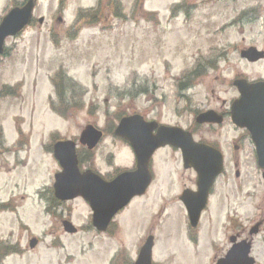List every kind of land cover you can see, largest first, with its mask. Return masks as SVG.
I'll return each instance as SVG.
<instances>
[{"label":"rangeland","instance_id":"1","mask_svg":"<svg viewBox=\"0 0 264 264\" xmlns=\"http://www.w3.org/2000/svg\"><path fill=\"white\" fill-rule=\"evenodd\" d=\"M10 1L0 0V21ZM136 1L120 0L117 10L99 11L98 0H40L33 25L6 41L0 89L7 85L15 94L0 100V131L12 143L21 129L25 135L21 143L28 139L29 146H23L18 158L13 146V165L0 161V203L13 210L0 213V243L27 249L24 256L12 255L4 264H124L122 256L133 264L151 234L154 264H212L204 220L218 217L220 223L228 210L251 217L253 207L263 200V192H252L250 186L261 182L252 157L226 147L234 136L232 129H199L194 118L218 109L222 101L229 105L237 99L232 85L236 79L264 80V61L250 65L239 57L244 48L264 50V0H144L141 7ZM183 1L195 9L188 17L171 18L172 7ZM247 15L246 23L238 22ZM40 17L42 25L37 22ZM199 62L205 70L189 81L191 88L178 91L176 82ZM57 73L70 79L65 82L63 102L56 97L52 104L66 116L61 118L70 115L64 121L50 109ZM70 104L79 110L74 113ZM136 114L146 121L196 132V139L223 133L220 142L227 174L219 179L212 207L203 215V235L196 245L189 243L184 211L174 202L192 176L183 172L179 154L169 149L154 155L152 185L144 197L124 209L107 234L86 231L89 211L82 201L65 203L51 215L47 203L38 199L59 170L44 155L45 148L57 138L77 142L87 125L110 136L96 152L101 169L110 171L107 165L113 164L117 171L131 170L134 161L125 149L128 146L114 142L111 131L119 118ZM51 135L55 136L51 139ZM236 161L239 179L234 176ZM64 218L84 231L65 235L60 225ZM215 223L212 239H219ZM32 236L41 244L29 251ZM255 240L253 256L257 264H264V231Z\"/></svg>","mask_w":264,"mask_h":264},{"label":"water","instance_id":"2","mask_svg":"<svg viewBox=\"0 0 264 264\" xmlns=\"http://www.w3.org/2000/svg\"><path fill=\"white\" fill-rule=\"evenodd\" d=\"M32 10L33 0H30L24 8L12 10L3 19L0 24V54L4 40L17 34L30 22ZM263 56L264 54L255 48L243 54V57L253 63L263 59ZM233 85L239 93V99L231 105V120L234 125L245 128L250 133L251 140L256 146L258 165L264 170V81L250 84L245 80H237ZM196 122L220 124L222 118L213 112H207L199 115ZM155 130L156 135H153ZM115 135L130 143L136 155V170L123 173L110 184H105L97 176L89 173L81 176L76 168L73 143H58L54 147V152L63 172L56 176L54 185L56 197L67 201L81 196L90 202L89 182L95 181L101 184L106 193L94 196L96 206L101 204L102 206L96 208L92 206L94 208L93 225L98 231H105L110 219L119 209L124 208L133 197L145 193L151 182L148 164L154 151L170 145L181 149L184 168H193L198 175V191L195 194L185 192L181 198L187 206L191 226L196 227L213 181L222 170L220 153L206 145L194 143L191 136L179 128L158 127L156 123H147L138 115L122 119L115 130ZM99 138L100 134L88 127L82 133L80 141L91 148ZM110 205L113 206L107 214ZM64 227L68 233H75V229L70 224L65 223ZM152 245V238H149L141 248L135 264H151ZM34 246L35 242L32 241L30 247ZM247 255L246 248L242 264H252V260Z\"/></svg>","mask_w":264,"mask_h":264},{"label":"flooded vegetation","instance_id":"3","mask_svg":"<svg viewBox=\"0 0 264 264\" xmlns=\"http://www.w3.org/2000/svg\"><path fill=\"white\" fill-rule=\"evenodd\" d=\"M26 2H27V0H23V1H19V2L11 0L10 1V8L11 9H21V8H23V6L25 5ZM39 2H40V0L37 1L36 5ZM60 6H63V4L60 3ZM34 7H35V3H34ZM193 7H195V6H193ZM183 10L187 12V11H191L192 8L187 7L185 4ZM247 12H251L250 9H248ZM250 18L251 17H249V19ZM247 19H248V15L246 16L245 19H244V16H241L240 20L238 19V22L242 23V21L244 20V23H246ZM248 22H250V21H248ZM33 23H34V19L31 22L30 26H32ZM38 24H39V22H38ZM249 48H251V47L239 50V57L241 60L245 61L246 63H248L250 65L264 61V58H263L262 60H259L256 63H253V62L248 61L247 58L243 57L244 52L249 50ZM260 51H261V53L264 54V50H260ZM3 57L4 56H2L0 58V61ZM12 96H13L12 87H9L7 85H2L1 89H0V100L1 99H11ZM51 99H50V106L52 107L54 105L51 104L52 103ZM235 100L236 99H233L229 105H227L224 101H222L221 105L219 106L218 109L207 110V111H213L216 114H218V116H221L223 118V122L221 124H219V125H203L201 127H199V126L198 127H199V129L208 128L210 131H214V130H216L218 128H222V127H228V128L232 129L234 136L232 137L231 141L226 144V147L227 148L229 147V149L233 150L236 154L247 152L252 157V159L254 160V164L256 166V169H257L256 174L260 176L261 182L259 184H253L250 186H251L252 192H256V191L260 192L261 191L264 194V170L262 168H260L258 163H257L256 148H255L253 142L251 141L250 134L246 130L239 129L236 126L232 125L231 121H230L231 104ZM198 127H196V128H198ZM187 132L193 137V140L195 142L211 146L214 149L219 150L222 153L223 161H224V171H223V174L221 175V177L219 179L225 177L227 174L225 171L226 170V167H225L226 156L224 153V149H222L223 146L220 142V140L222 139L223 133L221 132L217 136V138H213V139H204V138L196 139L195 138L196 132L189 131V130ZM101 133L102 134H101L100 140L93 147L89 148V146L87 144H85L86 148H81L80 150H79V148L77 149L75 147L74 154L76 156V167H77V170L81 176L86 174V173H89L93 176L99 177L100 180L102 182H104L105 184H110L116 178H118L117 176H119V174H121L125 170L117 171V168L113 164H110V165H107V167L111 168V170L106 172V171H103L101 169V167L98 165L99 159L96 155V152L98 151L99 146L102 145L105 142V140H107L110 137L104 131H101ZM111 135H112L111 137L114 140V142H116V143L118 142L123 146L125 145L123 141H121L118 138H115L113 136V132L111 133ZM19 140H20V134H19V132H17L15 135V140L12 143H8L4 132L0 131V161H2L3 165H5V166H7L8 164L13 165V159H12L13 158V152H12L13 146H16V148L18 150L16 152L17 153L16 158L21 157V154L23 151H21L18 148ZM26 140H27V145H29L28 139H26ZM165 149H169L172 153H175V154L178 153L180 156L183 172L188 173L192 176V178L188 180L187 184H183V187L180 189V192L178 193V195L176 196V198L174 200V202H177V205H179L183 210L184 209L186 210L185 206L183 205V203L181 201V198H182L183 193L186 191L187 192H190V191L196 192L197 191V188H196L197 176L192 169H187V170L184 169L181 151H179L178 149H175V148H171V147H167ZM45 151H46L45 153H47V154H44V155H49L51 161L54 162V164L57 166V168L59 167V170L55 171V173L56 172L57 173L56 174L54 173L52 176V179H53L52 183H54L55 175H57L58 173H61L62 169H61L60 164L58 165L54 156H52V154L50 153V151H51L50 145H49V147L47 146L45 148ZM10 157H12V158L10 159ZM27 157H28V155H27ZM27 160H28V158H27ZM103 161H105V159H103ZM151 164H152V160H151L150 165H149V170H150V173L152 175V180H154V173H153V170L151 168ZM238 165H239L238 161L234 162V176L236 179H239V177H240ZM131 169H132L131 171L135 170V162H134L133 167ZM219 179L216 180L213 188L211 189V191L209 193V197H208L207 204H206V207L204 209L203 215L208 213V210L211 209V207H212V196L216 190V186H217ZM52 183H50V185L47 186L46 190L42 191L38 195V197H39L38 199L40 201L47 203L46 210L51 209L52 204L54 203L53 201H56V199L54 197V192L52 189ZM105 193H106V191L103 189L101 184H99L95 181L89 182L88 195H89L90 202H87V203L85 202L84 205L87 208V210L89 211V220H90V225H91L92 230H94V228H93L94 208L102 206V204L99 206H96V204L94 203V196L100 195V194L104 195ZM241 193H243V191H241ZM250 196L251 195H249L248 197H250ZM78 200L83 202L82 199H77L76 201H78ZM59 203H61V202H59ZM92 206L94 208H92ZM111 206H113V205H110L108 207L107 214L110 213ZM253 209H254V214L251 217L242 218L237 213V211L228 210L225 213L224 219L221 220L222 222L220 221V223H219V221H217L218 217H217V219L215 218L214 220L212 218H209L207 221L204 220L203 228H206V234L209 237V245H210V247H211L210 249L212 251V257H211V263L212 264H242V260L244 258V251L247 248L246 244H248L249 250L251 251V253H253L254 246L256 244L255 239L260 234H262L264 231V197L260 203L256 204L253 207ZM122 212L123 211L117 212V214L113 217V220H111V222L109 223V226L106 230V233L109 232L110 229L114 227L115 219ZM185 215H186V211H185ZM203 215H202V218L200 219V223L196 229H191L188 226V233H189V237H190L189 243L193 242L194 245H196L198 243V236L203 235V232H202ZM237 215H239V216H237ZM187 219H188V217L186 215V220ZM61 221H60V223H61ZM214 223L219 224L218 227H219V231L221 233L219 239H212V231H213V227H214L213 224ZM187 225H188V220H187ZM190 231H191V233H190ZM32 239H35V238L31 237L28 242H30V240H32ZM215 240H217V241H215ZM244 246H246V247H244ZM12 247L15 249V253H17L16 256H19V252H22L23 255H25V253H27L26 248L20 249V247L18 245H11L10 246V245H5L4 243H0V264H4V262L6 261V258L9 257L7 255V251ZM28 247H30L29 243H28Z\"/></svg>","mask_w":264,"mask_h":264},{"label":"trees","instance_id":"4","mask_svg":"<svg viewBox=\"0 0 264 264\" xmlns=\"http://www.w3.org/2000/svg\"><path fill=\"white\" fill-rule=\"evenodd\" d=\"M200 68V67H198ZM204 68V67H203ZM202 74L201 71L199 70H194L192 73H190L188 76L185 77V79L183 81H180L179 83V89L180 90H186L187 88L190 87L191 83H189V81L191 79L197 78ZM77 108V107H76Z\"/></svg>","mask_w":264,"mask_h":264}]
</instances>
